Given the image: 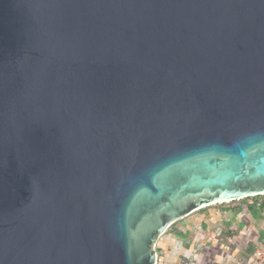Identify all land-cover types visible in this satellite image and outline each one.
I'll return each mask as SVG.
<instances>
[{
	"label": "water",
	"instance_id": "95a60500",
	"mask_svg": "<svg viewBox=\"0 0 264 264\" xmlns=\"http://www.w3.org/2000/svg\"><path fill=\"white\" fill-rule=\"evenodd\" d=\"M262 193L264 0H0V264H155Z\"/></svg>",
	"mask_w": 264,
	"mask_h": 264
},
{
	"label": "crops",
	"instance_id": "0c3cea01",
	"mask_svg": "<svg viewBox=\"0 0 264 264\" xmlns=\"http://www.w3.org/2000/svg\"><path fill=\"white\" fill-rule=\"evenodd\" d=\"M213 204L170 226L156 243L161 264H243L264 242V197Z\"/></svg>",
	"mask_w": 264,
	"mask_h": 264
},
{
	"label": "built area",
	"instance_id": "2783aa9c",
	"mask_svg": "<svg viewBox=\"0 0 264 264\" xmlns=\"http://www.w3.org/2000/svg\"><path fill=\"white\" fill-rule=\"evenodd\" d=\"M257 196L264 197V193L260 195H256V196H251L249 198L257 197ZM227 202H230V201H227ZM155 253H156V246H155ZM155 264H161L157 253H156ZM243 264H264V242L258 245L255 249H253V251L250 253V255L248 256V258Z\"/></svg>",
	"mask_w": 264,
	"mask_h": 264
},
{
	"label": "rangeland",
	"instance_id": "374dc122",
	"mask_svg": "<svg viewBox=\"0 0 264 264\" xmlns=\"http://www.w3.org/2000/svg\"><path fill=\"white\" fill-rule=\"evenodd\" d=\"M218 204L223 205V204H227V203H226V202H223V203H218ZM215 205H216V204H215ZM215 205H212V206H215ZM206 208H207V207H206ZM197 212H198V211H196V212H194V213H197ZM194 213H193V214H194ZM191 215H192V214H191ZM191 215H189V216H191ZM189 216H188V217H189ZM186 218H187V217H186ZM184 220H186V219H183V221H184ZM181 221H182V220L177 221L176 224H177V223L179 224Z\"/></svg>",
	"mask_w": 264,
	"mask_h": 264
},
{
	"label": "trees",
	"instance_id": "16d2710c",
	"mask_svg": "<svg viewBox=\"0 0 264 264\" xmlns=\"http://www.w3.org/2000/svg\"><path fill=\"white\" fill-rule=\"evenodd\" d=\"M204 209H206V207H205V208H202V209H200V211H203ZM174 224H176V223H174Z\"/></svg>",
	"mask_w": 264,
	"mask_h": 264
}]
</instances>
